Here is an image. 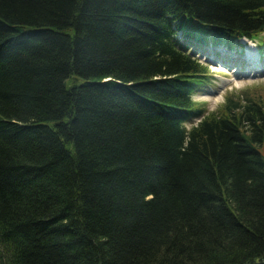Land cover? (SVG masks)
<instances>
[{"label":"trees","instance_id":"obj_1","mask_svg":"<svg viewBox=\"0 0 264 264\" xmlns=\"http://www.w3.org/2000/svg\"><path fill=\"white\" fill-rule=\"evenodd\" d=\"M243 39L264 0H0V264H264V109L193 101Z\"/></svg>","mask_w":264,"mask_h":264},{"label":"rangeland","instance_id":"obj_2","mask_svg":"<svg viewBox=\"0 0 264 264\" xmlns=\"http://www.w3.org/2000/svg\"><path fill=\"white\" fill-rule=\"evenodd\" d=\"M259 43L264 49V41L259 40ZM253 45L258 49L259 45L255 41L246 45L245 51L252 49ZM245 51L240 56L235 53L228 54V57H216L209 49V55L202 56V60L209 66L210 76L209 83L193 96L196 107L207 114L220 112L228 102L229 106L237 102L241 106L253 102L264 109V57L261 56L260 63H253L246 57ZM251 52L256 61L255 51ZM197 123L198 120H193L186 127L189 129Z\"/></svg>","mask_w":264,"mask_h":264},{"label":"bare ground","instance_id":"obj_3","mask_svg":"<svg viewBox=\"0 0 264 264\" xmlns=\"http://www.w3.org/2000/svg\"><path fill=\"white\" fill-rule=\"evenodd\" d=\"M249 54H252V52H250ZM249 54H248V55H249ZM248 55H247V57H248Z\"/></svg>","mask_w":264,"mask_h":264}]
</instances>
